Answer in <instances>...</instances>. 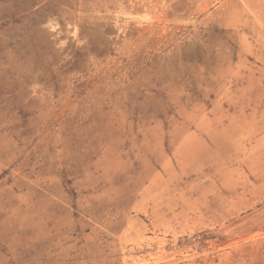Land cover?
Returning a JSON list of instances; mask_svg holds the SVG:
<instances>
[{
    "label": "rangeland",
    "instance_id": "rangeland-1",
    "mask_svg": "<svg viewBox=\"0 0 264 264\" xmlns=\"http://www.w3.org/2000/svg\"><path fill=\"white\" fill-rule=\"evenodd\" d=\"M0 264H264V0H0Z\"/></svg>",
    "mask_w": 264,
    "mask_h": 264
}]
</instances>
